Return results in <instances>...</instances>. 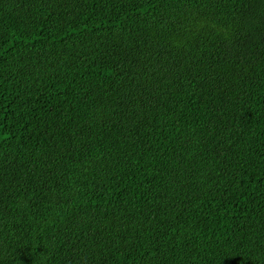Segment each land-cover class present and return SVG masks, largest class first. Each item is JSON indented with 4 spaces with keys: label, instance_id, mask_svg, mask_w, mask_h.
I'll return each mask as SVG.
<instances>
[{
    "label": "trees",
    "instance_id": "16d2710c",
    "mask_svg": "<svg viewBox=\"0 0 264 264\" xmlns=\"http://www.w3.org/2000/svg\"><path fill=\"white\" fill-rule=\"evenodd\" d=\"M0 264H264V0H0Z\"/></svg>",
    "mask_w": 264,
    "mask_h": 264
}]
</instances>
